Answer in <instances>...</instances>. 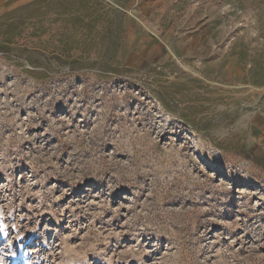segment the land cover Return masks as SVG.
Here are the masks:
<instances>
[{
	"label": "rangeland",
	"instance_id": "obj_1",
	"mask_svg": "<svg viewBox=\"0 0 264 264\" xmlns=\"http://www.w3.org/2000/svg\"><path fill=\"white\" fill-rule=\"evenodd\" d=\"M144 1L0 0V264H264V0Z\"/></svg>",
	"mask_w": 264,
	"mask_h": 264
},
{
	"label": "crops",
	"instance_id": "obj_2",
	"mask_svg": "<svg viewBox=\"0 0 264 264\" xmlns=\"http://www.w3.org/2000/svg\"><path fill=\"white\" fill-rule=\"evenodd\" d=\"M139 2V0H137ZM139 4L143 7H146L149 5L148 2L142 0V2H139ZM148 10V9H146ZM258 73V72H257ZM255 79L257 82H260V76L255 74ZM264 88V87H263ZM258 112H259V116L260 118L257 119V124L254 123L252 126V132H260V137L262 138V140L264 141V93H262L260 95V98L258 100Z\"/></svg>",
	"mask_w": 264,
	"mask_h": 264
}]
</instances>
